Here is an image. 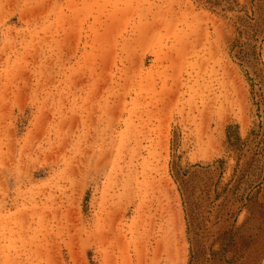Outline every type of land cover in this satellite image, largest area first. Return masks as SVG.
<instances>
[{
	"label": "rangeland",
	"instance_id": "374dc122",
	"mask_svg": "<svg viewBox=\"0 0 264 264\" xmlns=\"http://www.w3.org/2000/svg\"><path fill=\"white\" fill-rule=\"evenodd\" d=\"M0 264H264V0H0Z\"/></svg>",
	"mask_w": 264,
	"mask_h": 264
}]
</instances>
